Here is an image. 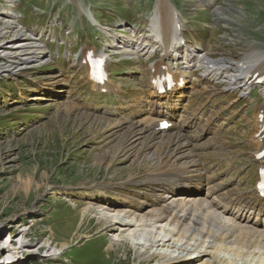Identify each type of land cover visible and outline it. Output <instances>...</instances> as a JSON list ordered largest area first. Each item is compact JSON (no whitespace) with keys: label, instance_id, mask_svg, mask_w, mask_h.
I'll list each match as a JSON object with an SVG mask.
<instances>
[{"label":"rangeland","instance_id":"1","mask_svg":"<svg viewBox=\"0 0 264 264\" xmlns=\"http://www.w3.org/2000/svg\"><path fill=\"white\" fill-rule=\"evenodd\" d=\"M12 1L10 4L9 0H0V10L14 8L21 16L17 22L22 27L33 23L45 27L48 17L32 12L31 8L36 5L47 14L52 0ZM54 1L57 3L53 10L62 9L59 21L64 26L63 32L58 34L55 29L54 34L58 43L65 44L64 51L62 45L49 43L47 50L54 52L53 62L43 59L18 66L17 63H6L10 64L13 72L0 75V247L6 246L0 248V264H4L2 260L12 258H15L10 262L12 264H160L161 258L152 256V253L165 248L152 243L145 249L132 243L133 239L112 242L111 239L119 236L120 231L105 230L106 224L99 220V212L104 209L87 212L82 221L80 214L89 202L98 198L116 202L137 199L132 203H140L141 198L152 199L147 195L151 184L145 174L147 167L156 164V158L150 157L154 155L162 160L169 155L180 167L186 166L187 161H191L190 167L199 164L218 181L245 190L244 198L255 208L242 213L243 217H247L250 223L256 218L255 221L260 220L264 224V214L258 210V207H264V201L254 194L252 184L255 180L252 159L256 147V140L252 141L255 107L248 97H242L243 90L238 88L221 95V91H206L199 84L193 85L192 95L186 104L189 107L186 117L196 115V121L193 127L181 133L183 136L178 137L182 139L179 140V148L164 147L166 139L160 142V139L152 137L151 141L149 133L141 129L143 124L139 120L148 114L153 116L159 110L156 106L159 97L149 87V61L141 60V70L136 60L131 63L120 60L119 48L111 51L114 54L108 63L111 83L124 91L115 99L110 89L103 93L93 90L86 69L80 63L85 51L83 48L102 51L105 47L116 46L113 43L118 39L113 32L124 24V19L143 23L142 15L148 11L151 0H72L82 2L83 15H79L74 7L72 10L66 2L61 3L62 0ZM180 1L190 14L191 0ZM256 6L258 9L264 7V0H221L214 12L215 21L211 28L203 26L212 20L211 11L198 9L193 16L192 33L195 38L199 35L203 38L210 31L209 38L215 41L210 44L209 55L236 60L248 43L243 35H239V25H246L243 26L248 28L246 33L264 43V14L258 16ZM91 7L95 18L113 32L103 33L91 26L87 16ZM71 14H74L73 19ZM77 15L83 20H78ZM255 19L256 27L253 26ZM72 20L73 30L67 25ZM4 23L0 22V28L9 25ZM21 26L5 29L0 49L14 48L21 41L27 49L32 48V42L22 35ZM255 48L263 51L261 55L257 53L250 58H264V46L256 44ZM206 78L208 84L216 81L213 74ZM195 79L201 81L200 76ZM218 80L219 84L228 86L227 80ZM263 90H258V107L264 105ZM137 120L139 123H135ZM115 122L120 125L114 126ZM161 136L165 138L163 134ZM231 138L239 142H232ZM188 140L191 143L183 147L181 144ZM103 152L107 155L100 156ZM111 153H114L112 158L109 156ZM235 153L240 155L234 160V168L226 170L227 157ZM183 168L187 170L183 177L189 176L190 169ZM237 176L243 178L237 181ZM143 186H147L146 192L141 188ZM105 201L104 205L100 203L105 206V213L113 211L110 208L114 203ZM19 223L27 229L23 233L25 237L20 233L22 224ZM138 224L136 222L133 228L143 227ZM86 231L88 235L78 237ZM130 233L135 240L144 241L145 236L138 235L136 231ZM173 239L179 244L187 237L173 236ZM200 239L192 242L197 244ZM60 242L66 245L60 246ZM111 243L112 247L109 246ZM187 246L192 247L190 244ZM218 254L235 258L238 262L243 259L242 255L241 259L224 250ZM262 256L260 259L254 257V261L264 264ZM184 264L192 263L184 261Z\"/></svg>","mask_w":264,"mask_h":264},{"label":"bare ground","instance_id":"2","mask_svg":"<svg viewBox=\"0 0 264 264\" xmlns=\"http://www.w3.org/2000/svg\"><path fill=\"white\" fill-rule=\"evenodd\" d=\"M161 5H163V3H161ZM160 8L156 7L151 17L152 19L155 18V21H152L153 30L155 27L157 29V26L163 17L162 12H159L161 11ZM167 10H169V8H167ZM89 16L92 19V15L89 14ZM166 21V29H169L172 26V20L170 17H168ZM4 24L7 25V23ZM9 25L0 28V42L6 35L5 29L11 27ZM157 32H159V29H157ZM156 39L158 40V37H156ZM21 42L16 43L14 48L0 49V60H4L5 64L17 63V66L23 63L26 64L28 62H33V60L28 61V59L35 56L38 57L40 51L36 48L29 51V49L26 48L27 45ZM168 44L169 42H167V45ZM25 50L26 52L24 53ZM257 53V51H253L247 56L241 58L243 60H245V58L248 59H246L247 68L236 66V60L233 62L232 60H228L224 57L213 59L205 56L204 60L209 64L205 67V71H207L206 73L211 72L215 74L216 78L220 79L221 81L227 80L228 84H233L236 87H245L244 89L251 90L250 86L244 85V81H247L249 75L248 73L250 72L251 68H253L257 62H263V60L259 58H250V56L255 57ZM169 55L171 59L176 60L178 54L177 52L173 51L172 47H170ZM37 60L38 58L35 57L34 61ZM197 61L198 67H201V56L197 58ZM182 63V61L179 62V64ZM232 63L235 64L233 65ZM9 65L0 63V73L1 71H9ZM86 69L88 68L86 67ZM167 73L171 74L168 79L169 83L173 82L175 89H180L181 87L178 86V81H180L179 77L181 75H173L169 67H167ZM110 83L111 82L108 80L105 84V87L109 88ZM179 83L182 84L181 81ZM93 86L99 88V86L96 84H93ZM262 89H264V87L261 88V90ZM166 108L170 109L173 108V106L171 104H167ZM166 110L167 109L164 111ZM166 113L168 112L166 111ZM262 113V121H264V111ZM256 117L258 119L257 115ZM158 118L159 117L152 118L149 115L143 116L141 119H139L143 124L141 129H145V131L149 133L151 141L153 138L160 139V142L161 140L166 139L167 141L165 142L164 147L171 148L175 146L176 148H179V140L182 141V139H179L178 137L183 135L180 133H174L170 135L165 134L164 138L161 136V134H157L154 130V126L156 125L155 123ZM135 123H139V121L137 120ZM119 125V122L114 123V126ZM258 130L259 128L256 129V132ZM263 134L264 131H261L257 138H255V148L257 149L256 153L264 147V142L260 140V137ZM188 143L191 142L188 140L181 145L185 147ZM101 155L106 156L107 153L103 152L100 154V156ZM109 156L112 158L114 153L109 154ZM168 156L169 155H165L164 160L158 157V155L150 156L156 158V164L147 167L148 169L146 171L145 177L147 182L151 184V188L149 187L150 189L147 192V195L153 198L152 201L141 198L142 200L139 201L140 203H132V199H130L131 202L128 199H120L116 202L115 200L112 201L108 198L106 201L105 198H98L95 202H89L90 204L88 203L81 210V221L87 212L95 211L97 208H100L101 211L104 209L102 212H99L101 213L99 220L106 224L104 227L105 230L110 231L113 229L112 231H120L118 234L119 236L111 239L112 242L117 243V241L120 242L121 240L133 239L132 243L135 242L137 245L144 246L145 249H148L152 243L156 244L158 247L160 246L161 248H165L161 251L155 250L153 253L150 251L152 256L156 255L161 258V260L159 259L158 261L160 264H184V261H190L192 264H259L254 261V257L257 256V258L260 259V256L264 255V224H262L263 222L260 220L255 221L256 218L252 223H250V220H248L247 217H243L244 214L239 216L241 209H246V211H249L255 207L249 205L250 203L248 201L240 205V203L237 202V198L234 194L225 193L229 188L228 184L216 181L215 179L211 180L208 177L209 174L196 169L197 166L192 167L193 169H196L192 176L189 175L183 177L187 170L178 166L176 160H172L173 158ZM189 156L190 155L187 154V157ZM97 159L99 158L97 157ZM187 162V165L191 164V161ZM257 163L258 165H261L262 160H258ZM178 180H181L188 186L192 185V192L186 191L188 193L187 195H183L184 193L180 194L183 191L179 190L178 188ZM202 188H205L206 191V194L203 198H201V195L196 196L198 193L202 192ZM143 200H145L144 203H142ZM104 201H109L108 203L113 202L115 204L114 208H111L113 211L105 213V206L100 205V203H103ZM131 205L133 209L130 207ZM235 210L237 213L236 215H234ZM260 211L264 213V208H262ZM124 212L126 213L124 214ZM127 218L131 219L128 220ZM135 221L139 222L138 225H142L143 227L133 228V226L136 225ZM132 231H136L138 235L141 234L145 236L144 239L142 238L144 241H139L138 239L135 240L133 237H131L129 234H132L130 233ZM20 233L23 235L24 230L21 229ZM146 234L148 236H146ZM86 235H88L87 231L83 234L80 233L78 237L81 238L85 237ZM173 236H177L178 238L182 239L187 237V239L181 240V242L178 244L177 242H174ZM201 236L203 238L200 239ZM22 237H25V235ZM137 237L139 236H136V238ZM146 238L148 241H145ZM198 239L200 240L197 244L192 242V240L197 241ZM60 243V246L66 245L65 242ZM184 243H188L192 245V247L188 248V244ZM233 244L235 246H233ZM111 245L112 243L109 246ZM1 247L6 248L5 245ZM169 247H172V249L169 250ZM255 248H257L258 251H261V253L258 251L255 252ZM223 250L233 254L234 256H239L240 258L242 255V262H238L235 258L230 259L224 255L220 256L218 253ZM1 252L2 250L0 249V254ZM243 253L247 254L243 255ZM261 258L263 259L264 256ZM12 259H8L7 263L12 262ZM191 259H193V261H191Z\"/></svg>","mask_w":264,"mask_h":264}]
</instances>
